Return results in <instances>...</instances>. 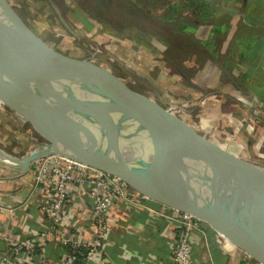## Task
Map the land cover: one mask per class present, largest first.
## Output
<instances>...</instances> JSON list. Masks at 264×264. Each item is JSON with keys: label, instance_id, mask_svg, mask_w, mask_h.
<instances>
[{"label": "water", "instance_id": "water-1", "mask_svg": "<svg viewBox=\"0 0 264 264\" xmlns=\"http://www.w3.org/2000/svg\"><path fill=\"white\" fill-rule=\"evenodd\" d=\"M0 92L28 106L0 100L35 132V121L45 132H36L43 143L10 166L27 172L32 161L58 154L96 168L150 200L207 223L264 264V166L208 141L106 66L52 47L8 0H0ZM96 106L109 118L99 117ZM100 143L137 161L117 163ZM202 172L213 182L214 198L208 204L189 196L187 176ZM229 195L245 203L240 200L237 211L229 209Z\"/></svg>", "mask_w": 264, "mask_h": 264}, {"label": "crops", "instance_id": "crops-1", "mask_svg": "<svg viewBox=\"0 0 264 264\" xmlns=\"http://www.w3.org/2000/svg\"><path fill=\"white\" fill-rule=\"evenodd\" d=\"M52 1L56 3L55 0ZM246 1L243 0V2ZM223 3V8L219 10L216 17L221 24L217 21L214 23L206 21L187 29L186 32L193 35L194 50L192 46L182 48L181 44H176L173 53L170 55L165 53L163 58L160 52L164 51L165 45L157 38L146 36L149 32L155 35L159 33L148 27L137 32V38L146 51H151L152 55H149L146 60L151 66L158 65L159 62L170 64L173 71L168 77L169 82L179 87L181 93L182 87H185L188 94L198 96L201 93L200 87L203 88V86L197 85L199 89L193 88L192 83L195 79L199 80L198 77L202 78L201 73L206 69L213 74V77L208 79L207 73H204L202 84L253 96V101L250 100L262 107L261 116H264V36L259 37L261 34H256L257 30L253 32L254 28L264 29V23L257 22L252 25L251 22L247 23L240 19L243 16L240 0H221V4ZM254 5H256L255 2L251 3L249 9H253ZM97 24L99 26H96V30L101 26L104 27L105 31L101 30V34L116 37L115 35L119 33L115 32L109 23ZM175 32L178 35L183 34ZM215 34H219V37H215ZM156 49L159 53L155 52ZM190 52L195 56L201 55V64L191 63L192 61L189 60L191 58L187 57ZM206 78L209 82L205 80ZM209 97L211 99L207 103L204 100L202 106L205 120L199 125L193 123L194 130H192L198 134L199 130H204L209 133L210 138L202 137L218 146L222 141L225 146L222 149L245 158L248 153L232 140L224 136L220 137V130H217L226 124L230 127L236 125L238 138L244 140L251 137L254 151L259 156L256 163L264 166V124H253L247 119L239 120L245 116L239 114L237 107L228 104L224 99L219 101L213 96ZM161 100L157 98L156 101ZM184 100L179 101L184 102ZM4 109V105L0 102V117L8 116ZM221 116H225L224 123L218 124L215 118ZM20 126L23 127L17 121L15 124L17 129L9 130L10 134L15 133L16 140ZM10 127L11 125L9 129ZM225 135L229 136L227 133ZM10 140V143L15 141V139ZM14 148L12 144L0 141V149L13 151ZM240 149L244 152L243 155ZM32 173V163L27 172H21L0 160V264H14L17 261L25 264H62L70 249L69 245L91 239L92 210L88 187L86 185L71 186L66 203L68 217L61 226L57 227L63 232V237L71 239L68 245H63L60 236L52 229L39 209L40 203L50 192L49 188L44 184L35 186ZM174 215L175 212L166 206L135 192L118 197L108 212V235L103 249L95 252L92 259L80 260V262L82 264H169L179 231V224L173 218ZM196 227L189 238L191 264L260 263L255 259L251 261L253 259L251 255L227 241L221 233H217L207 223L198 221ZM26 239L35 244L34 248L26 250L21 247L17 250L16 245Z\"/></svg>", "mask_w": 264, "mask_h": 264}, {"label": "rangeland", "instance_id": "rangeland-1", "mask_svg": "<svg viewBox=\"0 0 264 264\" xmlns=\"http://www.w3.org/2000/svg\"><path fill=\"white\" fill-rule=\"evenodd\" d=\"M8 1L29 27L52 47L72 56L90 58L94 62L106 66L107 69L113 72L133 90L146 94L155 101L157 98L162 99L158 102L165 107L171 106L172 104L169 103H173L174 108L171 109L172 113L193 130V123L199 125L200 122L205 120L202 106L207 96H213L219 101L224 99L228 104L235 106V108L237 107L236 109H238L239 114L241 113L245 116L239 120L247 119L253 124H264V116H261L262 107L259 106L258 103L252 102L253 96L213 88L202 84L204 73H207L206 76L208 79L213 77L210 71L204 69L202 71L203 73H201L202 78L198 77L199 80L195 79L193 81V88L199 85L203 86V88L200 87L201 93L194 97L190 93L188 94V90L185 87H182L181 93L179 87L169 82L170 80L168 77L172 75L171 71H173L170 64H166L163 61L164 64L157 62L158 65L151 66L150 63L146 61L148 56L152 54L151 51H146L145 48L142 47L137 38V32L152 26L150 24L160 25L161 31L159 34L155 35L149 32L146 36L147 38H157L165 45L164 51L160 52L163 58H165V53L166 55L173 53L176 44H181L182 48L191 47L194 44L192 36L189 37L185 35V33L178 35L175 31L171 30L166 25L169 19L160 21V19H164L167 14H172V17H176V13H179L182 14L180 16L188 17L187 15L190 14L188 12L184 13L182 9L176 12L174 10L175 13H173L171 9H164L166 5L169 4L170 6L173 2H177L178 5H182L185 2V5L189 6L188 2L185 0H132L133 6L137 8L139 5L140 8H142V11H139V13L135 11V9H133L134 12L131 13L126 11L122 12L119 8H123L125 4L128 6V2H123V0L119 2L117 0H55L57 8H55L49 0ZM212 1L214 3L213 8L218 14L219 10L223 8L224 3L221 4V0ZM196 2H198V0H196ZM116 3L117 7L115 5ZM217 14L206 21L209 23L216 22ZM60 16L67 23L68 28L64 26ZM108 18H114V20L108 23L115 32H119L115 35L116 37H109L107 34H101V30L104 29L103 26L97 29L99 32L96 30V26H99L97 23H106L107 25L108 23L103 19ZM92 20L95 23L94 26L92 25ZM152 20H156L157 22ZM174 21H177V17ZM209 27L212 28V26ZM171 43H173L172 46ZM155 52L159 53L158 50ZM187 57L191 58L189 59L192 61L191 63L201 64V55L195 56L190 52ZM207 78L205 80L209 82ZM185 86L187 87V85ZM197 89H199V87ZM209 99L211 98L205 100V103H207ZM250 99H252V101ZM179 100H184V102ZM8 102L11 103L10 100H8ZM2 105H4V111H6L5 113L8 114V116L3 115L0 117V141H4L5 144H12V146L15 147V151H11V149H7L6 151L3 149L5 152L20 156L27 150L34 149L37 145L44 142V139L33 130L26 120L17 115L7 105ZM181 108L184 111H180L179 109ZM215 119L218 124H221L224 123L225 116ZM17 121H19L23 127L20 126L17 130L19 135L16 140L17 136L15 133L10 134L9 132L17 129L15 127ZM10 125L11 127L9 129ZM236 129V125L230 127L227 126V124L221 129L217 128V130H220V137L224 136L232 140L237 146L242 147L243 151L245 150L248 153L245 159L257 162L256 160L259 156H257L256 151H254V144L252 143L251 137L249 136L244 140H240L237 136ZM225 133L229 134V136L227 137ZM199 134L204 137H209V133H206L204 130H199ZM10 139H15V141L10 143ZM248 140L249 142H247ZM220 142L221 144L219 147L225 148L223 145L224 142ZM243 151L240 149L242 155L244 153ZM14 161H17V159L12 162L14 163ZM251 261L255 260L251 259Z\"/></svg>", "mask_w": 264, "mask_h": 264}, {"label": "built area", "instance_id": "built-area-1", "mask_svg": "<svg viewBox=\"0 0 264 264\" xmlns=\"http://www.w3.org/2000/svg\"><path fill=\"white\" fill-rule=\"evenodd\" d=\"M165 108L169 111L172 109L170 106ZM179 110L184 111L182 108ZM9 154L16 158L20 157L12 153ZM31 163L34 185L44 184L48 186L50 191L47 198L40 203L39 209L52 226V229L60 236L63 245H68L71 239L63 237V232L57 227L61 226L66 217H68L66 203L71 186L86 185L88 187L92 210L91 239L69 245L70 249L67 251L62 264H82L80 260L88 261L92 259L95 252L101 251L106 243L108 235L107 216L112 203L118 197L128 196L133 192H137L116 176L58 154H51ZM141 196L144 197L143 195ZM167 208L175 212L173 218L179 224V231L169 264H191L189 238L191 233L197 228L196 222L199 220L188 213ZM34 246L35 244L31 240L26 239L18 243L15 248L18 250L22 247L26 250H31ZM14 264L25 263L17 261Z\"/></svg>", "mask_w": 264, "mask_h": 264}, {"label": "trees", "instance_id": "trees-1", "mask_svg": "<svg viewBox=\"0 0 264 264\" xmlns=\"http://www.w3.org/2000/svg\"><path fill=\"white\" fill-rule=\"evenodd\" d=\"M117 1L119 2L121 0H117ZM124 1L128 2V6H127V4H125V5H123V8H119L122 12L126 11V12L131 13V12H134L133 9H135V11H138V13H139V11H142V8H140L139 5L137 6V8L135 6H133L132 0H123V2ZM185 1L188 2L189 6L185 5V2L182 5H178L177 2H173L172 4H170V6L168 4L164 7V9H166V10H168V9L173 10V13L182 9L184 11V13L188 12L190 14V15H187L188 17H186V16H180L182 14L176 13L177 14L176 15L177 21H174V19L176 17H174V16L172 17V14H167L164 19H160V21L169 19L170 21L167 20L168 23L166 25L173 31H177L180 33L187 34L188 32H186V31L188 28H192V27L197 26L200 23L206 22V20L211 19V17H213V15L217 14L215 9L213 8L214 3L212 0H198V2H196V0H185ZM254 2L256 5H254L253 9L250 10L249 9L251 7L250 5H251V3H254ZM240 4H241L240 9L243 12V16L240 17V19H242L244 22H247V23L251 22L252 25L256 24L257 22L264 23V0H247L246 2H243V0H240ZM115 5L117 7V3ZM190 9L192 12L190 11ZM174 10H175V12H174ZM217 16H218V14H217ZM182 17H185V18H182ZM157 19H159V18H157ZM103 20L108 23L111 20H114V18L113 19L108 18V19H103ZM218 20L219 19L217 18V23L221 24L220 22H218ZM152 21L157 22L156 20H152ZM91 22L93 25L94 21L92 20ZM150 25H152V26H150L149 28H152L155 32L160 33L161 28H160L159 24H150ZM87 28H91V27H87ZM217 30H219V29H217ZM217 30H215V31L218 32ZM254 31H256L257 32L256 34H258V35L261 34V35H259V37L264 36V32H263L264 29H262L261 27H259L258 29L254 28L253 32ZM187 35L189 37L192 36V38H193L192 33H188ZM215 37H219V34H215ZM191 48L194 50L195 45L193 44Z\"/></svg>", "mask_w": 264, "mask_h": 264}, {"label": "bare ground", "instance_id": "bare-ground-1", "mask_svg": "<svg viewBox=\"0 0 264 264\" xmlns=\"http://www.w3.org/2000/svg\"><path fill=\"white\" fill-rule=\"evenodd\" d=\"M208 98H210V97L207 96L205 98V100H208ZM0 100H2V101L10 100L11 104H13V105L16 104V105H18V107L28 108V106H26V105H21V104L14 102V100L8 98L7 96H5L1 92H0ZM169 104H172L170 107L174 108L173 103H169ZM95 109H96V113L99 117L109 118L108 114L105 112L106 110L104 108H102L100 106H96ZM34 129L39 134L45 135V132H44L39 121L34 122ZM100 145L103 148V150L105 151V153L113 161H115L117 163L132 165V164H135V162L137 161V159L134 156L130 155L129 153H127L126 151H124L122 149H119L115 146H112V145H109L106 143H100ZM15 159H17L15 156H8L7 154L0 153V160H3L7 165L15 164L17 161H14V163L12 162ZM187 179H188V184H189V196H190L192 201H195V202L201 203V204H208V203L212 202V200L214 198V191L212 188L213 182H212V179H211V182L209 181L207 173L202 172V173L190 174L187 176ZM240 200L245 203L244 198H240ZM240 200L234 198V196H232V195H229L227 197L226 206L229 209H233V210L237 211L239 209ZM218 233H221V232H218ZM221 234L226 238L227 241L231 242L223 233H221ZM240 250L245 252L243 249H240Z\"/></svg>", "mask_w": 264, "mask_h": 264}]
</instances>
